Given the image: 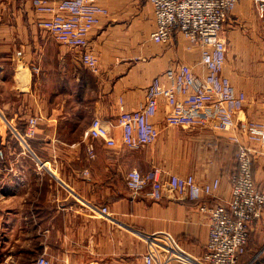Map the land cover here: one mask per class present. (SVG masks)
<instances>
[{"label":"crops","instance_id":"0c3cea01","mask_svg":"<svg viewBox=\"0 0 264 264\" xmlns=\"http://www.w3.org/2000/svg\"><path fill=\"white\" fill-rule=\"evenodd\" d=\"M102 4L107 14L89 35L88 48L97 57L92 71L81 61L80 49L60 44L37 26L31 0H0V154H9L0 169L13 177L12 199L21 187L24 199L40 194L44 232L58 233L63 254H71L52 264H145V236L156 232L174 237L185 259L200 261L209 218L198 204H220L230 197L237 145L219 131L165 125L162 101L154 117L159 135L151 144L108 146L96 138L91 155L83 137L92 117L114 120L118 98L136 107L145 86L171 62L201 70L200 47L180 31L171 43L154 42L147 0ZM223 36L222 72L246 95L237 118L264 123V13L259 15L251 0H239L224 22ZM29 117H35L36 131L23 144ZM24 147L37 157L29 165L19 159ZM154 166L192 174L202 183L217 179L218 185L198 200L171 194L157 201L132 197L126 171ZM30 205L27 210L34 209ZM251 231L263 247L264 209ZM175 254L168 258L160 246L151 264H186Z\"/></svg>","mask_w":264,"mask_h":264},{"label":"built area","instance_id":"2783aa9c","mask_svg":"<svg viewBox=\"0 0 264 264\" xmlns=\"http://www.w3.org/2000/svg\"><path fill=\"white\" fill-rule=\"evenodd\" d=\"M103 0H31L36 24L48 37L60 44L81 51V61L92 71L97 70V57L88 48L89 35L100 17L107 14ZM152 7L154 26L150 33L156 43L172 42L175 31L186 35L200 47L198 65L171 62L155 75L144 88L136 107H127L117 100L113 121L94 116L83 133L87 151L93 154L92 139H102L108 146L139 148L157 140L159 126L154 117L162 101L166 106L167 126L206 128L225 133L237 145L234 152L236 169L230 175V197L220 204L200 202L198 208L207 212L208 234L202 261L205 264H237L245 253L253 224L264 209V190L254 178L256 159L264 160V123L239 119L245 92L236 88L222 72L226 56L223 25L239 0H147ZM259 15L264 13V0H251ZM35 117H29L21 141L36 131ZM115 128L117 130L115 131ZM126 186L132 197L144 196L160 200L165 194L198 200L212 193L218 180L199 182L194 175L164 172L159 167L146 171L132 167L126 171ZM102 214L107 208L100 209ZM147 249L144 263L151 264L158 248L166 256L171 253L186 262L177 241L167 232L145 236ZM35 264H51L43 256Z\"/></svg>","mask_w":264,"mask_h":264},{"label":"rangeland","instance_id":"374dc122","mask_svg":"<svg viewBox=\"0 0 264 264\" xmlns=\"http://www.w3.org/2000/svg\"><path fill=\"white\" fill-rule=\"evenodd\" d=\"M8 156V153H1L0 163H5ZM19 159L26 162L25 165H29L27 161L37 160V157L34 153L26 150ZM260 161L262 162H258L254 167V178L259 187L264 190V160ZM0 171H4V174L0 175V264H35L36 259L40 256H43L51 264L56 259H71L70 253L69 255L63 254L58 233L44 232L41 223L43 216L40 214L38 205L40 194L37 193L34 196L36 199L34 197L24 199L20 186L21 192L12 199L9 187L12 185L13 177L11 175L12 178L9 177L7 168L0 169ZM29 203H31L30 208L32 209V203L35 204L33 210H27ZM35 206L38 208L36 209ZM256 235L255 232L253 234V231H250L246 251L237 264H264V246L261 247L263 242ZM45 242L48 243V246ZM195 261L197 264H205L202 260L195 259Z\"/></svg>","mask_w":264,"mask_h":264},{"label":"bare ground","instance_id":"6f19581e","mask_svg":"<svg viewBox=\"0 0 264 264\" xmlns=\"http://www.w3.org/2000/svg\"><path fill=\"white\" fill-rule=\"evenodd\" d=\"M184 260H186L187 262H189L191 264H197V262L192 260V259H184Z\"/></svg>","mask_w":264,"mask_h":264},{"label":"trees","instance_id":"16d2710c","mask_svg":"<svg viewBox=\"0 0 264 264\" xmlns=\"http://www.w3.org/2000/svg\"><path fill=\"white\" fill-rule=\"evenodd\" d=\"M234 159H235V157H234ZM234 165H235V167H234V170H235V169H236V160H235V164H234ZM234 170H233V171H234Z\"/></svg>","mask_w":264,"mask_h":264}]
</instances>
